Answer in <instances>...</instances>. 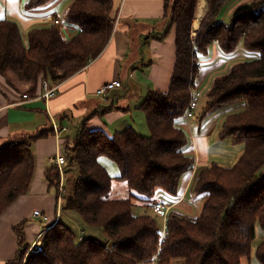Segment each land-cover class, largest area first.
<instances>
[{
  "label": "trees",
  "instance_id": "obj_1",
  "mask_svg": "<svg viewBox=\"0 0 264 264\" xmlns=\"http://www.w3.org/2000/svg\"><path fill=\"white\" fill-rule=\"evenodd\" d=\"M50 1L28 0L25 8ZM235 1L208 0L193 36L198 0H164V26L146 39H163L175 28L176 58L169 89L148 90L139 105L149 134L127 126L110 136L88 128L94 112L86 116L75 135L62 141L65 171L73 169L65 178V193L58 190L56 165L46 170L57 200L63 199L62 214L43 232L37 247L27 242L23 223L16 225L19 248L7 264H243L253 253L264 264V234L253 247L256 227L264 232V8L256 2L227 19L223 11ZM64 19L79 27L75 36L66 39L60 27L49 22L32 27L24 40L17 21L0 17V74L10 69L33 81L32 92L40 77L41 82L61 81L102 52L117 16L113 0H73ZM213 42L224 54L240 46L253 54L213 79L204 106L200 98L197 120L216 107L243 104L225 116L218 137L242 143L244 149L231 166L212 162L200 167L191 183V191L206 193L200 213L189 216L173 210V205L161 229L152 203L159 198L176 203L180 181L194 167L195 157L185 151L188 135L178 123L196 85L199 55L206 54ZM50 135H55L52 122L0 143V214L29 190L36 166L32 145ZM101 156L116 163L119 175L109 173ZM114 178L127 183V197H110ZM135 201L150 211L134 215ZM74 211L83 225L79 235L62 219ZM93 226L106 233V241L85 235L86 227Z\"/></svg>",
  "mask_w": 264,
  "mask_h": 264
},
{
  "label": "crops",
  "instance_id": "obj_2",
  "mask_svg": "<svg viewBox=\"0 0 264 264\" xmlns=\"http://www.w3.org/2000/svg\"><path fill=\"white\" fill-rule=\"evenodd\" d=\"M72 1L52 0L41 7L27 9L24 0H0V17L17 21L24 34L32 27L49 23L45 21L48 14L57 15L58 10H61L65 16L66 9ZM256 2L262 4L264 8V0H236L224 9V15L229 19L236 11L251 7ZM199 3L200 0L192 23V32L198 29L209 7L208 0H204L203 13L198 25L195 26ZM163 4L164 0H113V11L117 20L106 46L79 71L61 81L52 80L51 84H57L58 89L49 99L35 97L42 93L41 77L38 78L33 92L28 90L20 92L4 84L2 82L4 75L0 74V143L18 134L33 132L49 125L50 122L61 124L67 132L68 127L65 124L67 119H76L78 125L93 112L87 120L89 129H102L111 136L118 131L112 130L113 126L122 129L127 126L133 127L132 121L125 120L124 117L140 109L139 105L148 90L167 91L174 70L175 28H172L163 39L153 37L146 39L151 32L160 31L164 26ZM60 29L66 39L79 32V27L68 21ZM212 51L213 59L200 67L196 78L194 89H200L202 93L205 89L208 90L216 76L226 73L233 63L242 60L248 54L241 46L233 53L224 54L218 44L213 42L206 54L199 55V60L201 55L209 56ZM114 80H121L124 87L113 89L108 100L95 94L100 86ZM24 93L29 96L23 98ZM113 97L114 101H118L116 105L111 103ZM235 107L241 109L243 104L228 106L224 109V114L219 111L213 114L212 110L201 120L186 117L179 120L178 124L185 130L189 140L185 151L195 157L196 172L200 167L213 162L209 161L212 144L218 145L221 141L218 129L225 116L233 112ZM63 133L60 137L50 135L38 139L32 145L36 166L29 190L18 196L0 214V264H7L16 257L19 248L17 234L14 231L16 225L23 223L27 242L31 245L35 242L40 232V223L33 214L35 209L47 215L48 224L55 220L58 212L62 214L61 200H57L56 191L49 186L46 170L51 165L49 156L62 153L63 138L68 136H64ZM228 139L231 141V138ZM243 149L244 146L238 154L241 155ZM191 177L192 171L182 177L177 195L183 199L174 204L173 210L181 212L180 204L187 198L194 206L189 209L192 213L187 215L197 216L206 193L196 194L191 191Z\"/></svg>",
  "mask_w": 264,
  "mask_h": 264
},
{
  "label": "rangeland",
  "instance_id": "obj_3",
  "mask_svg": "<svg viewBox=\"0 0 264 264\" xmlns=\"http://www.w3.org/2000/svg\"><path fill=\"white\" fill-rule=\"evenodd\" d=\"M27 1L28 0H24L25 3ZM60 6L62 7V4H60L59 7ZM248 8H250V7H248ZM248 8H244L242 10L245 11ZM57 15L59 18L64 19V16H63L61 10H58ZM27 32L28 31H25L23 34L24 40H27ZM195 33H196V30L194 32H192V35L194 36ZM252 54H253L252 52H249L244 57H252ZM212 59H213V51H212V53L209 54V56L201 55L200 60H199L200 67L204 66L205 64H207L208 61H211ZM26 81L29 83H27ZM49 81L52 82V79L50 78ZM2 82L4 84H6L7 86L12 87L14 90H18L20 92H24L26 90L29 91V89L33 85V83H31L33 81L21 79L17 73H15L14 71H12L10 69L6 72V74H4ZM205 92H206V89L203 91V95L201 97V106H204L205 102H206ZM120 98H121V96L119 97V99ZM111 103H114L116 105L118 103V101H112ZM229 106L232 107V106H236V105H229ZM227 107L228 106H226V105L216 107V109L213 110V114H216L218 111L221 112V114L222 113L224 114L225 112H223V111ZM235 110H239V109H237L235 107L233 109V111H235ZM133 112L134 113H132V114L128 113L124 117L125 120H131L133 123V127L138 131V133L143 134V135H148L149 134V128H148L146 117H145L143 110L137 109V111H133ZM65 124L68 127V131L67 132L65 131L64 133L63 132L62 133L64 134V136L68 135L69 137L72 138L75 135L76 128H77L76 119H74V118H72L71 120L67 119L65 121ZM116 127L117 126H113L112 130L115 131V130L122 129V128H116ZM220 140L221 141H219L218 145L212 144V148H211L212 153H211L209 161L216 162V163L223 165V166H231L236 162L237 157H239L240 154H238V152L243 147V144L242 143H232V141H230V139H228V138H224V139H220ZM100 161L107 168V170L109 171V173L113 177L119 175V169H118V167L114 161L109 159L107 156H101ZM64 175H65V178L72 176L73 175V169H68V171L66 170ZM52 188L54 189V192H55L56 191L55 188L54 187H52ZM128 194H129V190H128L127 183L125 181L114 178L113 188H112V191L110 193V197H112V198L127 197ZM62 203H63V199H61V201H60V206H62ZM190 207L192 208L194 206L190 201H188L187 198H185L183 200V202L180 204V209L179 208L178 209L182 213L190 214V213H192L189 210V209H191ZM148 211H150V210L149 209L147 210V207L145 206V204L138 203V201H135V203L132 207V213L134 215H141V214L147 213ZM36 218H37L38 222L40 223V229L39 230L44 231L48 222L41 223V219L39 217H36ZM62 219L65 223H67L71 226L73 232L76 235L80 234V232L83 228V225H82L81 217L77 212L74 211V212H70V213H64V215L62 216ZM156 219H157V222H158L160 228L162 229L164 220L161 217H157ZM263 234H264L263 230L259 226H257L256 227V238L253 241V247H256V244L261 239ZM85 235L89 236V237L97 238L103 242L107 240L106 233L104 231L100 230L99 228L95 227V226L86 227ZM34 247H37V245ZM243 264H260V262L257 260V258L255 257V255L253 253L250 260H244Z\"/></svg>",
  "mask_w": 264,
  "mask_h": 264
},
{
  "label": "built area",
  "instance_id": "obj_4",
  "mask_svg": "<svg viewBox=\"0 0 264 264\" xmlns=\"http://www.w3.org/2000/svg\"><path fill=\"white\" fill-rule=\"evenodd\" d=\"M45 21L54 23V24L58 25L60 28H63V26L67 22L65 19L59 18L58 15H56V14H48L45 17ZM41 86H42V93L39 95H36L35 97H37V98L49 99L50 97H52L56 94L57 89H58L57 84L52 85L51 82L49 80H46V79L42 80ZM123 87H124V84L121 80H114V81L107 82V83L103 84L102 86H100L96 90L95 94L99 97H102L103 99H108L109 94L113 89L123 88ZM22 96H23V98H27L29 95L27 93H24ZM201 96H202V91L200 89L196 88L192 91L191 99L189 101V104H188V106L186 108V112H185V117L187 119H192V120L197 119L196 109L199 105V101H200ZM111 99L114 100L115 98L113 97ZM53 129H54L55 135L58 137H60L62 132L66 130L65 127H60L55 122H53ZM48 160L51 164L56 165L57 170L59 171L60 181H59L58 190L60 193L63 194V193H65V188H64L65 175H64V173H65V168L68 164V161H67L66 157L64 156V154L59 153V152L54 154V155L49 156ZM195 174H196V170H195V167H193L191 182L193 181ZM181 199H183V197H180V199L178 201H180ZM60 200H61V198L58 199V201H60ZM58 204H59V202H58ZM174 204L173 203L169 204L164 199L159 198L152 203V209L157 216L162 217L163 220L165 221L169 210L171 209V207ZM33 214H34V216L39 217L41 219V223H46L48 217L41 210L35 209ZM59 216H60V214L58 212L55 220L53 222L47 224L44 231L49 226H51L53 223H55L58 220ZM44 231H40L38 233L35 242L32 244V247H34L36 245L39 246L41 244V239L43 237Z\"/></svg>",
  "mask_w": 264,
  "mask_h": 264
},
{
  "label": "bare ground",
  "instance_id": "obj_5",
  "mask_svg": "<svg viewBox=\"0 0 264 264\" xmlns=\"http://www.w3.org/2000/svg\"><path fill=\"white\" fill-rule=\"evenodd\" d=\"M203 10H204V0H200L198 14H197V18L195 20V26L198 25V22H199V19L203 13Z\"/></svg>",
  "mask_w": 264,
  "mask_h": 264
}]
</instances>
